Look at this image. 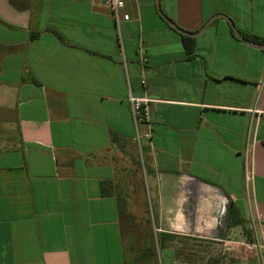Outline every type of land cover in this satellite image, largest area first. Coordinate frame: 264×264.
<instances>
[{
  "label": "crops",
  "instance_id": "obj_1",
  "mask_svg": "<svg viewBox=\"0 0 264 264\" xmlns=\"http://www.w3.org/2000/svg\"><path fill=\"white\" fill-rule=\"evenodd\" d=\"M161 14L264 40V0H0V264H212L180 241L239 228L264 264V51Z\"/></svg>",
  "mask_w": 264,
  "mask_h": 264
},
{
  "label": "rangeland",
  "instance_id": "obj_2",
  "mask_svg": "<svg viewBox=\"0 0 264 264\" xmlns=\"http://www.w3.org/2000/svg\"><path fill=\"white\" fill-rule=\"evenodd\" d=\"M138 145V144H137ZM141 154L143 147L139 146ZM237 233H229L225 235V241L222 243L204 241V240H190L180 241L181 253L187 259H206L208 262L214 264H235L239 261L241 255L247 251L245 245H243V236L247 237L252 234L247 233L245 228H240Z\"/></svg>",
  "mask_w": 264,
  "mask_h": 264
},
{
  "label": "built area",
  "instance_id": "obj_3",
  "mask_svg": "<svg viewBox=\"0 0 264 264\" xmlns=\"http://www.w3.org/2000/svg\"><path fill=\"white\" fill-rule=\"evenodd\" d=\"M103 3L106 7L110 9L112 12L113 18L118 23L121 19L122 11L125 9V0H95ZM123 20H128V16L124 15L122 17ZM139 58L142 64L147 63V56L146 51L142 44H140L138 49ZM131 113L134 120L135 128H136V135L135 141L136 143L141 146L143 140L150 141L152 135L150 132L143 133L140 131V125L143 123H148L150 121V114L151 108L150 103L151 101L147 98H137L130 96L129 97ZM259 247L258 244L249 246V248Z\"/></svg>",
  "mask_w": 264,
  "mask_h": 264
},
{
  "label": "water",
  "instance_id": "obj_4",
  "mask_svg": "<svg viewBox=\"0 0 264 264\" xmlns=\"http://www.w3.org/2000/svg\"><path fill=\"white\" fill-rule=\"evenodd\" d=\"M161 16L163 17V19L164 20H166L168 23H169V25L171 26V27H173L177 32H179L181 35H183V36H185V37H189V38H195L196 36H198L199 34H201L203 31H205L215 20H217V19H219V18H223V19H226L228 22H229V24H230V26H231V28L233 29V32H234V35H235V37L238 39V40H240L241 42H243V43H245L246 45H248L249 47H252V48H255V49H257V50H261V51H264V44H259V43H255V42H253V41H251V40H248V39H246L236 28H235V26L232 24V22L227 18V17H225V16H223V15H218V16H215V17H213L204 27H203V29L200 31V32H198V33H188V32H185V31H183V30H180V29H178L169 19H167L165 16H163L162 14H161Z\"/></svg>",
  "mask_w": 264,
  "mask_h": 264
},
{
  "label": "trees",
  "instance_id": "obj_5",
  "mask_svg": "<svg viewBox=\"0 0 264 264\" xmlns=\"http://www.w3.org/2000/svg\"><path fill=\"white\" fill-rule=\"evenodd\" d=\"M233 33V32H232ZM234 34V33H233ZM246 39L248 40H251L255 43H259V44H264V40H261L257 37H248L244 34H242ZM182 37V41H183V44L185 46V49L187 51V54L189 56H192L193 52H194V48H195V40L192 39V38H189V37H185L183 35H181ZM231 212L234 214L235 213V208H231ZM238 224H241V220H238Z\"/></svg>",
  "mask_w": 264,
  "mask_h": 264
}]
</instances>
